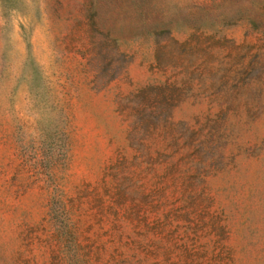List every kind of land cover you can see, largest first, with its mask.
<instances>
[{"label":"rangeland","instance_id":"rangeland-1","mask_svg":"<svg viewBox=\"0 0 264 264\" xmlns=\"http://www.w3.org/2000/svg\"><path fill=\"white\" fill-rule=\"evenodd\" d=\"M0 264H264V0H0Z\"/></svg>","mask_w":264,"mask_h":264}]
</instances>
